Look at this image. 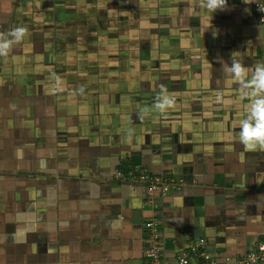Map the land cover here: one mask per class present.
<instances>
[{"label": "crops", "instance_id": "crops-1", "mask_svg": "<svg viewBox=\"0 0 264 264\" xmlns=\"http://www.w3.org/2000/svg\"><path fill=\"white\" fill-rule=\"evenodd\" d=\"M262 2L0 0V36L27 29L0 56V264H147L148 220L169 264L199 238L217 264L263 242L264 147L239 142L250 101L221 70L264 66Z\"/></svg>", "mask_w": 264, "mask_h": 264}, {"label": "clouds", "instance_id": "clouds-1", "mask_svg": "<svg viewBox=\"0 0 264 264\" xmlns=\"http://www.w3.org/2000/svg\"><path fill=\"white\" fill-rule=\"evenodd\" d=\"M200 6L214 14L226 10L228 0H201ZM26 32V28L16 27L7 36H0V56H8L13 42L22 40ZM221 70L226 78L231 77L239 82L242 92L240 98H247L250 101L248 115L240 121V131L236 134L239 142L249 150H254L258 146L264 147V66L257 67L251 79L246 78L249 70L239 61L232 60L231 66L222 63ZM174 104V98L163 95L157 97L155 107L163 114ZM149 111V108L144 107L141 110V119Z\"/></svg>", "mask_w": 264, "mask_h": 264}, {"label": "built area", "instance_id": "built-area-1", "mask_svg": "<svg viewBox=\"0 0 264 264\" xmlns=\"http://www.w3.org/2000/svg\"><path fill=\"white\" fill-rule=\"evenodd\" d=\"M258 24L263 29L264 36V2L259 3L254 9ZM119 180L140 182L147 186L153 193L168 195L179 185L177 179L169 176L154 175L141 169H120L116 173ZM145 259L147 264H169L164 257L163 236L159 222L148 220L145 222ZM173 264H217L212 260L208 251V243L204 239L194 240L187 249L179 254ZM236 264H264V241L251 249Z\"/></svg>", "mask_w": 264, "mask_h": 264}]
</instances>
